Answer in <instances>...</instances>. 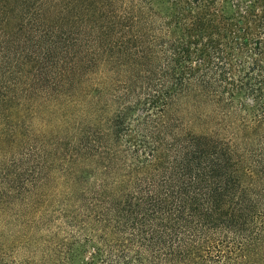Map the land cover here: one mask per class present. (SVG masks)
I'll list each match as a JSON object with an SVG mask.
<instances>
[{"label":"trees","instance_id":"1","mask_svg":"<svg viewBox=\"0 0 264 264\" xmlns=\"http://www.w3.org/2000/svg\"><path fill=\"white\" fill-rule=\"evenodd\" d=\"M33 104L47 133L24 152L8 114ZM181 104L234 131L189 130ZM16 150L18 178L37 159L94 181L66 208L95 236L47 264H264V0H0V177Z\"/></svg>","mask_w":264,"mask_h":264},{"label":"rangeland","instance_id":"2","mask_svg":"<svg viewBox=\"0 0 264 264\" xmlns=\"http://www.w3.org/2000/svg\"><path fill=\"white\" fill-rule=\"evenodd\" d=\"M105 101L110 104L105 117L110 119L118 108L112 103L110 94ZM46 115L42 107L34 104L23 110L13 108L8 114L11 120L10 131L20 134L17 135V140L23 141L24 135L28 134L31 137L30 146L24 152L34 151L41 142V137L47 133L42 122ZM83 116L86 125L89 123L93 129H103V121L87 117L85 113ZM197 116L202 119L198 121ZM172 117L178 118L183 126L195 133L217 132L219 138L223 139H228L235 128L228 120L222 124V117L214 115L205 106L181 104L176 110H172ZM24 152L16 150L11 153L6 171L8 176L0 177V194L4 196L9 193L0 203V262L47 264L46 259L52 253L55 243L68 242L70 238L81 242L83 238L95 236L92 221L82 224V219L75 218L84 212L83 201L69 202L73 213L66 208V198L71 192L83 195L84 200L90 201L93 198L94 181L89 180L86 187L73 188L61 175L60 167L51 171L41 169V161L37 159L29 160L28 167H33V170L30 169L32 172L18 178L19 168L24 165L20 164ZM84 252V258H89L90 249H84Z\"/></svg>","mask_w":264,"mask_h":264}]
</instances>
